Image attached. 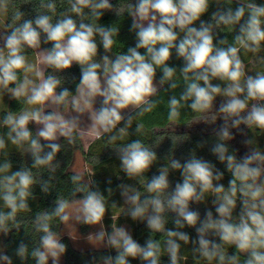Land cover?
Returning a JSON list of instances; mask_svg holds the SVG:
<instances>
[{
	"label": "clouds",
	"instance_id": "1",
	"mask_svg": "<svg viewBox=\"0 0 264 264\" xmlns=\"http://www.w3.org/2000/svg\"><path fill=\"white\" fill-rule=\"evenodd\" d=\"M31 0H25L30 3ZM65 0H60L64 3ZM67 8L57 11V0H40L34 6L35 16L21 10L15 0H0V16L6 17L0 33V96L22 102L18 112L8 110L0 118V152L10 143L30 155L31 167L22 165L12 171L11 161L0 162V233L5 237L19 228L18 214L31 211L29 199L33 187L49 193L54 178L39 179L33 169H47L54 174L60 167L56 159L63 144L91 136L107 137L120 161V169L130 179H137L143 191L133 185H117L127 205L126 215L143 222L151 233L140 244L125 226H104L107 201L95 181H85L81 173L71 176L72 195L82 197L69 201L58 197L51 211L35 215L33 227L41 233L39 243L29 248L23 240L13 250L25 264L29 257L35 264H60L67 245L52 221H75L88 226L99 225L88 240L115 255L102 254L96 264H181V242L191 244L194 258L205 264H264V148L258 143L256 130L264 135V71L250 70L241 53H251L264 67V3L256 0H66ZM210 20L201 19L212 5ZM235 5V7H233ZM106 12L117 17H131L130 32L135 46L126 52L108 55L117 46L118 24L105 26L99 21ZM199 22V26H195ZM219 30V31H218ZM220 32L232 34L231 41ZM104 55L98 57V42ZM51 44V48H42ZM35 54L29 59L28 50ZM141 49L144 53H141ZM183 60L177 69L169 66L173 56ZM79 65L80 79L73 94L65 87L66 78L57 73ZM51 69V72H47ZM157 69L162 75L157 81ZM223 82L213 83V81ZM167 85L165 88L164 86ZM167 101L168 120L176 122L181 109L188 108L194 120L216 125L214 139H202L198 148L209 145L216 163L198 156L196 151L178 159L170 158L158 174L145 177L158 160L154 148L141 139L128 140L134 121L162 102L160 89L181 88ZM59 89V91H58ZM217 97L223 100L216 107ZM97 104L99 106L97 107ZM87 117V122L84 118ZM37 125L35 133L29 124ZM253 132L247 136L244 128ZM233 129L246 138L243 155L229 142L236 139ZM135 133H143L137 123ZM181 139V138H177ZM43 141V143H42ZM225 170L230 174L227 187ZM178 171L181 179L173 182L170 172ZM108 183H111L109 181ZM109 194L112 188L106 189ZM203 216L192 205L206 204ZM239 204V212L237 208ZM115 207V204H113ZM70 209H72L70 211ZM171 223L174 229L166 227ZM195 230L193 238L185 228ZM163 239H156L155 234ZM235 249L230 254L229 249ZM95 260V258H93ZM0 264H14L7 245H0Z\"/></svg>",
	"mask_w": 264,
	"mask_h": 264
},
{
	"label": "trees",
	"instance_id": "2",
	"mask_svg": "<svg viewBox=\"0 0 264 264\" xmlns=\"http://www.w3.org/2000/svg\"><path fill=\"white\" fill-rule=\"evenodd\" d=\"M16 4L23 5L21 10L29 13L28 18H33L35 16V11H33L34 6L38 5L40 0H31L30 3H25V0H15ZM110 2L115 6L119 3V0H110ZM135 0H133V3ZM257 3H263L264 0H256ZM58 8L57 11H64L67 8L66 0L64 3H60V0H57ZM235 7V5H233ZM216 10V6L213 4L209 12L201 17L203 20H210V15L212 11ZM7 22L5 17L4 24ZM99 23L105 26H111L112 24H118L120 27V32L117 37V46L112 49L111 53L108 55L113 56L118 52H126L128 47L135 46V34L130 32L131 17L125 13L122 17H117L114 12H106L101 18ZM195 26H199V22ZM219 31V30H218ZM4 32V29H3ZM227 38L231 41L232 34L226 32H220V37ZM98 42V59L100 56L104 55V50L102 45H99ZM1 43V42H0ZM42 48H51V44L44 45L42 43ZM141 53H144V50L141 49ZM29 59L35 62V54L31 49L28 50ZM242 58L244 59L245 64L250 70L249 74L254 75L256 71H264V67H260L256 62L255 58L252 57L251 53L243 54L241 53ZM264 55V53H261ZM169 66L176 67L179 69L183 66V60L177 59L175 52L173 50V56L168 62ZM51 69H48L47 72H51ZM66 78L64 84L65 87L74 94L75 86L80 79V68L79 65L74 64L71 69L65 70L63 73H57ZM162 73L157 69V81L159 80ZM213 83H220L223 86L221 81H213ZM165 88L167 85L164 86ZM182 90L178 88L175 90V93L172 91H164L163 88L160 89L159 96L157 99H160L162 102L157 106L156 109L151 113L145 114L143 117H140L137 121H134L132 128L129 129L130 136L128 140L141 139L146 144L151 145L154 150L157 152L158 160L153 165V167L145 173L146 178H150L153 174H158L157 170L160 166H164L168 163L170 158L182 159L189 156L190 152L195 150L198 156L204 157L205 159L211 160L216 163L217 167L221 170H224V166L216 161L215 157L211 155L209 151L210 143L214 139L212 135V128L219 126L222 123V120L219 118L216 121V125L205 124L204 122L197 124L194 120L195 114L191 112L188 108L181 109V116L176 122H171L168 120V109L167 101L169 97L173 94L179 95V92ZM59 91V89H58ZM223 100L222 97H217L216 107L219 106V103ZM99 106V104H98ZM25 107L22 102L9 99L6 106L0 111V118L3 117L4 113L8 110L13 112H18L21 108ZM143 124V133L137 135L135 133L136 124ZM29 128L35 133V127L33 123L29 124ZM241 128L245 129L247 136H252L253 133L251 130L245 128L244 125H241ZM7 129L0 128V132H6ZM233 133L236 136V139L230 141L229 144L239 149L238 156L243 155L241 149L243 144L241 141L245 139V136L240 135L233 129ZM256 133L259 134V130H256ZM181 139H177V138ZM107 137L103 139H94L92 140L87 147H85L82 139H77V141L69 145L66 141L61 139L63 148L60 153L57 154V160L60 162V167L56 170L54 174H50L47 169H33V172L38 176L39 179L48 180L50 175H53L54 178L51 181L52 188L49 193L45 194L41 191L39 184L33 187V197L29 199V206L31 211L23 212L18 214L17 221L19 223V228H13L12 231L5 237L0 233V245H7V251L9 255L13 256L14 264H21L19 258L14 256L13 250L23 240L28 244L29 248L35 247L39 243V238L41 233L35 231L33 224L35 215L42 211H51L55 206V201L58 197H63L69 201H73L82 197L81 193H77L76 196H73L74 186L71 182V176L77 173H81L84 176V180L87 182L89 180L95 181L94 187H98L104 194L107 201V211L104 217V225L106 230L111 232L112 225L124 226L129 224L132 226V235L140 244H144L145 240L151 234L146 228V225L143 222L132 221L129 216H127L126 209L127 205L125 204L123 198L120 195V191L117 187L120 183H127L133 185L134 187L139 188L143 191L142 185L137 179L128 178L123 171L120 169V161L116 155L113 146L106 144ZM202 139L209 140V145L201 149L197 147L198 142ZM43 143V141H42ZM80 152L83 154L87 165L89 166V172H79L73 169L75 156ZM5 159L11 161L12 171L19 170L22 165L31 167V157L28 154L23 153L16 146L11 145L10 143L7 146V149L4 152H0V162ZM181 179L180 173L178 171L170 172V180L174 183ZM230 179V174L225 170V179L221 181L227 187L228 180ZM111 181V183H108ZM112 188L111 194L106 190L107 188ZM211 199L208 198L207 203L200 205H192L193 208H198L203 216L205 208H212ZM115 204V207H113ZM3 207V202L0 201V208ZM239 212V204L237 208V213ZM169 223L166 225L168 228L174 229V225L171 223V215ZM63 222L58 219L52 221L53 231L57 232L61 237L62 241L67 245V252L63 256V264H96L99 261V257L102 254H112L115 255V250H109L104 248H92L82 250L74 246L71 238L68 235H63L61 233ZM143 226L146 229V232L143 234L137 233V228ZM184 231H187L193 238H195L196 233L192 228H185ZM162 238V234L156 233L155 238ZM181 254L186 257V260L182 261L181 264H205L203 261H198L194 258L192 252V245H184L181 242ZM235 249H229L230 254L234 252ZM95 258V260L93 259ZM130 259V264H142L141 261ZM162 260H168V257L165 255L161 258ZM25 264H35V261L28 258ZM51 264V260H49Z\"/></svg>",
	"mask_w": 264,
	"mask_h": 264
},
{
	"label": "rangeland",
	"instance_id": "3",
	"mask_svg": "<svg viewBox=\"0 0 264 264\" xmlns=\"http://www.w3.org/2000/svg\"><path fill=\"white\" fill-rule=\"evenodd\" d=\"M4 20H5V17L0 16V33H3ZM0 46H2V42L0 43ZM32 62H34V61H32ZM9 99L10 98L7 95L0 96V111L6 106ZM97 107H98V104H97ZM84 119L87 121L86 116ZM87 122L90 123V121H87ZM195 122L197 124L202 123V121H195ZM33 125H34L35 130H36L37 125H35L34 123H33ZM257 139H258L259 146L261 148H264V135H258L257 134ZM82 140H83L85 147H87L89 145V143L92 140H94V138L91 136H86ZM246 150H247L246 147L243 146V148L241 149L242 154ZM73 169L76 171H79V172H86V173L89 172V166L87 165L83 154L80 152H78L75 156ZM71 210L72 209H70V211ZM124 226L127 227L130 230V232L132 233V226L131 225L126 224ZM98 229H99V225L88 226V225L76 223L75 221H69L68 223H63L61 233L63 235H68L71 238L75 247L82 249V250H86V249H92V248H101L99 246L93 245L88 240L89 234L97 231ZM145 232H146V229L143 226H140L137 228L138 234H143ZM156 239H160V236L158 235V238L156 237ZM63 263H64V260H63V256H62L60 264H63ZM162 264H168V260H162Z\"/></svg>",
	"mask_w": 264,
	"mask_h": 264
}]
</instances>
